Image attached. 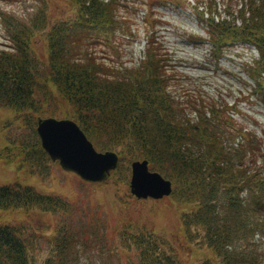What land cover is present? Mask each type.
Listing matches in <instances>:
<instances>
[{
  "label": "trees",
  "instance_id": "16d2710c",
  "mask_svg": "<svg viewBox=\"0 0 264 264\" xmlns=\"http://www.w3.org/2000/svg\"><path fill=\"white\" fill-rule=\"evenodd\" d=\"M69 1L75 6L73 20L50 23L41 8L32 26L11 23V44L0 50V108H13L35 138L4 147L7 162L22 155L30 171L36 163L44 171L50 159L35 130L36 117L50 113L42 111L36 96L40 70L31 38L35 26L46 28L48 78L73 110L59 118L75 121L98 151L117 152L116 171L123 168L124 160L131 164L146 159L151 171L169 179L170 196L179 205L190 206L180 212L185 233L190 236L193 227L201 228L218 264H264V137L228 114L231 108L222 99H214L198 84H180L186 76L172 64L159 39L156 29L162 21L152 9L141 23L147 37L144 57L128 66L115 42L121 40L118 32L132 35L133 20L131 14L121 13L120 0ZM225 1L221 15L216 0H196L192 14L206 25L209 37L189 36L188 40H207L215 66L229 46L240 43L256 48L257 60L242 69L255 84L253 91L262 96L264 0ZM171 2L184 5L179 0H147L146 4L152 8ZM97 45L109 47L114 56L98 55ZM12 149L17 151L13 156ZM66 204L61 196L43 194L29 185H0L3 210L53 212L66 209ZM165 240L153 232H137L133 249L138 264H179L172 255H158L168 245ZM209 261L200 264H213ZM0 264H30L26 239L11 224L0 225Z\"/></svg>",
  "mask_w": 264,
  "mask_h": 264
},
{
  "label": "rangeland",
  "instance_id": "374dc122",
  "mask_svg": "<svg viewBox=\"0 0 264 264\" xmlns=\"http://www.w3.org/2000/svg\"><path fill=\"white\" fill-rule=\"evenodd\" d=\"M146 1L120 0L121 13L131 14L133 20L129 25L132 35L117 34L121 40L115 44L121 61L130 66L144 57L147 37L141 23L146 12L152 9L162 21L156 29L159 39L164 42L172 64L186 76L180 84H198L214 99H222L231 108L228 114L263 138L264 95L259 96L253 91L255 84L242 69L257 60V49L240 43L229 46L215 66L209 44L188 40L189 36L209 37L206 25L191 13L196 0H179L184 3L182 9L168 3L154 4L150 8ZM216 2L218 13L223 15L226 1ZM41 8L50 23L57 25H63L64 19L73 20L76 13L69 0H0V50L11 44V23L20 21L30 27ZM34 28L32 47L39 59L37 68L40 70L37 99L43 104L42 111L50 113V117L66 118L73 110L62 102L48 78L45 45L48 31ZM95 52L106 59L114 56L105 46L97 45ZM44 84L54 93L43 90ZM32 132L33 129L13 108H0V185H29L43 194L61 196L67 202L66 209L53 212L0 208V225L11 224L24 235L30 264H138L133 237L142 231L153 232L168 241L166 247L158 250V255H172L179 264H200L206 260L218 264V257L205 244L201 228L193 227L190 236L185 233L180 212L182 207L188 210V204L179 205L170 195L158 200H144L130 194V164L125 160L121 162L123 168L120 171L115 169L103 183L92 184L84 182L72 171L63 170L50 159L44 171L37 163L30 171L29 161H23L22 155L7 162L3 148L34 141ZM16 152L12 149L10 155ZM261 243L264 244V237Z\"/></svg>",
  "mask_w": 264,
  "mask_h": 264
},
{
  "label": "water",
  "instance_id": "95a60500",
  "mask_svg": "<svg viewBox=\"0 0 264 264\" xmlns=\"http://www.w3.org/2000/svg\"><path fill=\"white\" fill-rule=\"evenodd\" d=\"M35 123L43 150L63 170L72 171L86 182L102 183L116 169L118 153L98 151L72 119L38 116ZM130 173L129 191L135 198L158 200L171 194L172 182L151 171L146 159L132 161Z\"/></svg>",
  "mask_w": 264,
  "mask_h": 264
}]
</instances>
